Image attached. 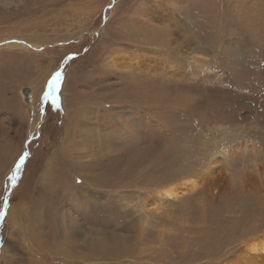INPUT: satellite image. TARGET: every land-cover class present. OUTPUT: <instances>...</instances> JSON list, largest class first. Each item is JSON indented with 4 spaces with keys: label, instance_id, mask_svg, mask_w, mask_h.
<instances>
[{
    "label": "rangeland",
    "instance_id": "rangeland-1",
    "mask_svg": "<svg viewBox=\"0 0 264 264\" xmlns=\"http://www.w3.org/2000/svg\"><path fill=\"white\" fill-rule=\"evenodd\" d=\"M261 236L264 0H0V264H264Z\"/></svg>",
    "mask_w": 264,
    "mask_h": 264
},
{
    "label": "bare ground",
    "instance_id": "bare-ground-1",
    "mask_svg": "<svg viewBox=\"0 0 264 264\" xmlns=\"http://www.w3.org/2000/svg\"><path fill=\"white\" fill-rule=\"evenodd\" d=\"M24 44H15L12 45L13 47H22ZM184 185L181 187H176L173 189H170L168 191H165V195L167 197H176L178 196L181 192H183L184 190L188 189V188H194L196 186L195 181H190V182H185L183 183ZM251 247L249 249H247L246 251V259H249V257L253 254H255L256 256L259 254H264V236H261L257 239H254L251 243Z\"/></svg>",
    "mask_w": 264,
    "mask_h": 264
},
{
    "label": "snow or ice",
    "instance_id": "snow-or-ice-1",
    "mask_svg": "<svg viewBox=\"0 0 264 264\" xmlns=\"http://www.w3.org/2000/svg\"><path fill=\"white\" fill-rule=\"evenodd\" d=\"M60 78H61V73L57 72V73L55 74V76L53 77L52 81H51V86H52L53 88H55V87L58 85V83H59V81H60ZM11 179H12V180H15V176H13Z\"/></svg>",
    "mask_w": 264,
    "mask_h": 264
}]
</instances>
